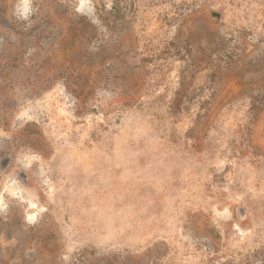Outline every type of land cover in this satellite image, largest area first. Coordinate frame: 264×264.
I'll return each mask as SVG.
<instances>
[{"label":"rangeland","instance_id":"374dc122","mask_svg":"<svg viewBox=\"0 0 264 264\" xmlns=\"http://www.w3.org/2000/svg\"><path fill=\"white\" fill-rule=\"evenodd\" d=\"M12 5L0 264H264V0Z\"/></svg>","mask_w":264,"mask_h":264},{"label":"crops","instance_id":"0c3cea01","mask_svg":"<svg viewBox=\"0 0 264 264\" xmlns=\"http://www.w3.org/2000/svg\"><path fill=\"white\" fill-rule=\"evenodd\" d=\"M3 2V5H0V15L4 14V12L8 11L9 14H13L15 8L13 7L14 0H0ZM10 25L7 23H3L0 20V124L1 125H14L11 122H1L4 121V115L10 109H3L2 104L6 100V97L13 93V82L16 78L14 75L16 72H13V62L11 58H7L5 51L8 46L9 37H10ZM19 89L23 90L24 92V83H18ZM12 112H9L6 121H10L13 119L11 117ZM19 125V122L16 123ZM23 126V124H22ZM30 145V142H27ZM37 155L41 156V158H45V153L37 151ZM23 151L10 153L0 151V164L3 161L7 162L5 164V171L8 174L9 166H12V163L17 162L20 158H22ZM8 157V159H6ZM3 168V167H2ZM13 169V167H11ZM3 171V170H2ZM4 172V171H3ZM24 177H28L27 173L24 171L22 172ZM27 197L23 194V189L15 188V184L13 181H3L0 184V223L4 225V228H9V235H5V230H3V236L6 238H12L16 241L18 240H29V244L26 247L27 250L32 249V240L37 237V230L39 229L35 222L34 213H28L26 218H23L24 221H17L18 216H23L25 212H21V210H15V208H20V206L16 205L17 200H24L26 201ZM28 200V199H27ZM21 206H26L21 204V201L18 203ZM35 203L29 201V207H33ZM30 215V216H29ZM0 235H2V229L0 228Z\"/></svg>","mask_w":264,"mask_h":264},{"label":"clouds","instance_id":"9594fccd","mask_svg":"<svg viewBox=\"0 0 264 264\" xmlns=\"http://www.w3.org/2000/svg\"><path fill=\"white\" fill-rule=\"evenodd\" d=\"M31 164H32V161H31V160L25 162V166H26V167L31 166Z\"/></svg>","mask_w":264,"mask_h":264}]
</instances>
